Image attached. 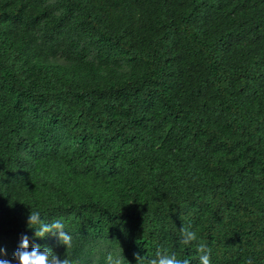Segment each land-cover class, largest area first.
Returning <instances> with one entry per match:
<instances>
[{
  "label": "trees",
  "instance_id": "1",
  "mask_svg": "<svg viewBox=\"0 0 264 264\" xmlns=\"http://www.w3.org/2000/svg\"><path fill=\"white\" fill-rule=\"evenodd\" d=\"M181 228L264 264V0H0V259L199 264Z\"/></svg>",
  "mask_w": 264,
  "mask_h": 264
},
{
  "label": "clouds",
  "instance_id": "2",
  "mask_svg": "<svg viewBox=\"0 0 264 264\" xmlns=\"http://www.w3.org/2000/svg\"><path fill=\"white\" fill-rule=\"evenodd\" d=\"M27 226L35 229V237L44 238L48 234L58 235L60 244L67 248L72 247V236L65 231V223L62 220H54L46 222L41 217L39 211L31 209L27 217ZM180 244L188 245L196 242V250L199 253V264H211V248L206 243L199 240L197 232L190 228H181ZM3 249H0L2 252ZM15 259L18 264H72V261L66 256L60 260L51 249L45 248L40 250L38 245L32 247L29 251V238L27 235L21 237L19 249L15 252ZM137 255L138 264L142 260ZM107 264H123L119 256H115L112 252H108L106 256ZM0 264H11L8 260L0 259ZM148 264H190L189 259H180L175 253H157V258L148 261ZM247 264H252L251 260Z\"/></svg>",
  "mask_w": 264,
  "mask_h": 264
},
{
  "label": "rangeland",
  "instance_id": "3",
  "mask_svg": "<svg viewBox=\"0 0 264 264\" xmlns=\"http://www.w3.org/2000/svg\"><path fill=\"white\" fill-rule=\"evenodd\" d=\"M53 56H56V55H53Z\"/></svg>",
  "mask_w": 264,
  "mask_h": 264
}]
</instances>
